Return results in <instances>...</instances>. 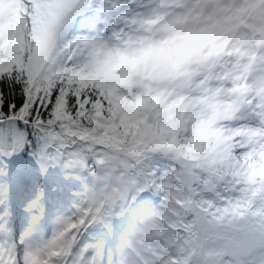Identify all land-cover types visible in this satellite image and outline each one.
Instances as JSON below:
<instances>
[{"label": "snow or ice", "instance_id": "6c2138e0", "mask_svg": "<svg viewBox=\"0 0 264 264\" xmlns=\"http://www.w3.org/2000/svg\"><path fill=\"white\" fill-rule=\"evenodd\" d=\"M0 264H264V0H0Z\"/></svg>", "mask_w": 264, "mask_h": 264}]
</instances>
